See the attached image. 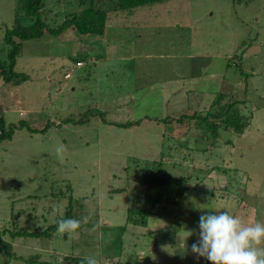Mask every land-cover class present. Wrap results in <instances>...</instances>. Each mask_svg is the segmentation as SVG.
<instances>
[{"label": "rangeland", "instance_id": "obj_1", "mask_svg": "<svg viewBox=\"0 0 264 264\" xmlns=\"http://www.w3.org/2000/svg\"><path fill=\"white\" fill-rule=\"evenodd\" d=\"M17 7L0 0V50ZM80 9L78 0L44 7L57 26ZM108 23L104 37L83 39L69 28L25 41L20 77L0 86L6 128L28 123L0 143V228L15 221L45 229L60 217L54 207L64 216L71 202L83 225L73 236L20 237L14 251L56 264L86 256L99 264H211L191 251L202 214L227 209L264 223V0H170L112 12ZM227 103L249 123L243 134L221 128L215 138L189 119ZM91 108L104 115L73 121ZM157 177L183 178L182 195L175 201L169 183L148 182ZM156 198L168 201L154 206L147 226L127 225L129 207L152 208ZM25 259L3 254L0 263Z\"/></svg>", "mask_w": 264, "mask_h": 264}, {"label": "trees", "instance_id": "obj_2", "mask_svg": "<svg viewBox=\"0 0 264 264\" xmlns=\"http://www.w3.org/2000/svg\"><path fill=\"white\" fill-rule=\"evenodd\" d=\"M170 0H78L80 5V11L68 16L62 23L55 25L53 21L47 19V11L44 10L46 0H18V7L16 9L13 26L10 27L5 34V44L7 45V51L0 50V86L4 84H10L16 81V78L20 77V73L15 70L17 64V58L23 51L24 42L30 39H36L43 37L45 34L60 35L65 30L71 28L75 29L76 33L80 35L81 38L84 37H104L107 33L109 27L110 13L130 11L131 13L138 7L145 5H151L155 3H163ZM46 11V13H44ZM50 13L53 11L50 10ZM57 17V16H56ZM27 19L29 23H25L24 20ZM6 53L4 58L3 54ZM86 53H84L85 57ZM76 67L79 62H85V59L80 58L78 55L75 58ZM82 67V66H81ZM234 105L232 103H227L225 108L222 107L219 111H208L206 114L196 112L195 114L189 116V119H195L197 127L204 129V134H212V137L218 138L223 129H234L238 134H243L245 128L249 124L247 121L243 120V114L238 109L236 114H231V109ZM104 115V112L97 108H91L86 111L84 116L80 119H73L75 123H84L91 116ZM142 119L129 121L126 123H118L121 126H133L140 124ZM26 123V124H25ZM204 123V124H202ZM28 123L21 120L18 124H11L10 127L6 128V121L4 118L0 117V143L4 140H9L13 138L16 128H22ZM203 125V126H202ZM183 178H168V177H157L153 180H149L153 186L161 187L163 184L169 183V188L173 191L179 192L174 200L176 201L177 196L180 197L183 191L181 185L184 184ZM147 181H144L146 183ZM147 192L140 195L137 199V203H141ZM134 198V197H133ZM169 198V197H168ZM165 200V201H164ZM173 200V199H171ZM166 199L156 198L154 204L152 203V208L132 206L129 207L127 216V225L135 224L141 226H147L149 223V217L153 216L155 213V205L157 203H165ZM167 203V202H166ZM71 204V202H70ZM67 207V211L63 218L75 219L73 215V208L71 205ZM157 214V213H156ZM59 217L56 221H58ZM83 225H81L82 227ZM123 232L126 231L127 226H124ZM81 229V228H79ZM78 229V230H79ZM57 231V223H53L46 227L45 229L39 230L35 229L29 231L23 226L12 221L11 226H4L0 228V257L1 255L8 256V259H25L23 256L18 255L13 249V241L20 237H35V238H51L53 234ZM10 236V239L9 237ZM124 241V239H122ZM123 244V243H122ZM119 251L121 253H113L109 255L110 261H114L115 258L121 257L122 246ZM84 257H77L74 262L69 264H81ZM28 264H56L53 261L46 263L40 260L37 255L31 256L29 259H25ZM8 263V262H7ZM127 263L132 264L131 260H127ZM0 264H5L0 263ZM86 264V261H85ZM99 264V262H98Z\"/></svg>", "mask_w": 264, "mask_h": 264}, {"label": "clouds", "instance_id": "obj_3", "mask_svg": "<svg viewBox=\"0 0 264 264\" xmlns=\"http://www.w3.org/2000/svg\"><path fill=\"white\" fill-rule=\"evenodd\" d=\"M55 151L63 163L65 147L58 145ZM53 210L61 217L56 221L57 233L73 236L81 227V221L63 218L62 206H55ZM198 228V239L191 245V251L197 258L204 257L211 264H264V223H245L240 216L226 209L202 214ZM188 233L187 238L192 235L191 231ZM186 240H181V247ZM85 261L86 264H98L93 256L84 257L81 264Z\"/></svg>", "mask_w": 264, "mask_h": 264}, {"label": "built area", "instance_id": "obj_4", "mask_svg": "<svg viewBox=\"0 0 264 264\" xmlns=\"http://www.w3.org/2000/svg\"><path fill=\"white\" fill-rule=\"evenodd\" d=\"M78 65H80V66L83 65V62H79Z\"/></svg>", "mask_w": 264, "mask_h": 264}]
</instances>
